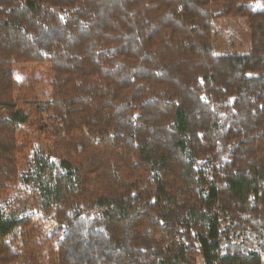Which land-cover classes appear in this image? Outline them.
Listing matches in <instances>:
<instances>
[{
	"label": "trees",
	"instance_id": "obj_1",
	"mask_svg": "<svg viewBox=\"0 0 264 264\" xmlns=\"http://www.w3.org/2000/svg\"><path fill=\"white\" fill-rule=\"evenodd\" d=\"M254 1L0 0V264H262Z\"/></svg>",
	"mask_w": 264,
	"mask_h": 264
},
{
	"label": "rangeland",
	"instance_id": "obj_2",
	"mask_svg": "<svg viewBox=\"0 0 264 264\" xmlns=\"http://www.w3.org/2000/svg\"><path fill=\"white\" fill-rule=\"evenodd\" d=\"M260 0L254 1L257 7ZM250 21L245 16H238L234 19L229 17L215 19L212 32L213 47L218 53H245L249 49L247 38ZM43 99V98H42ZM264 264V256L262 257ZM198 264H203L199 259Z\"/></svg>",
	"mask_w": 264,
	"mask_h": 264
}]
</instances>
